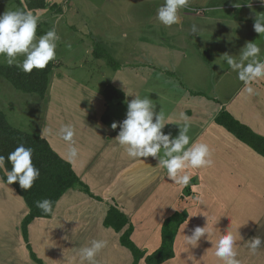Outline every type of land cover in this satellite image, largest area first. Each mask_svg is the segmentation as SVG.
I'll return each instance as SVG.
<instances>
[{"label":"crops","instance_id":"0c3cea01","mask_svg":"<svg viewBox=\"0 0 264 264\" xmlns=\"http://www.w3.org/2000/svg\"><path fill=\"white\" fill-rule=\"evenodd\" d=\"M234 2L189 0L187 7L178 11L181 21L178 25L197 34V39L201 38L200 31L208 32L207 36L216 34V39L236 31L232 36L249 42L248 38L258 35L253 29V10L260 12L264 8L259 0L239 2L242 4L239 9L233 6ZM193 25L197 28L195 33ZM242 26L246 28L244 32L239 30ZM230 50L224 53L238 58L240 49ZM199 52L213 65L216 57L212 45L204 42ZM107 55L110 56L108 52ZM227 71H232L230 66ZM91 74L85 73L88 76L85 81L59 68L49 75L45 96L37 98L45 107L34 134L45 139L70 164L87 191L78 185L68 188L55 203V215L33 218L24 233L21 226L29 207L10 185L0 181V207L9 210L12 206L15 210L11 211H16L14 223L0 220V248L4 250L0 264H81L78 249L92 239L106 241L95 258L97 264H133L135 257L120 238L129 228L131 242L144 253L136 264H148L146 256L162 244L164 221L176 212H186L187 217L177 229L173 257L160 264H223L214 255V244L226 230L236 238L235 250L241 264H264V246L252 253L245 243L258 235L264 239V156L216 120L220 113L227 112L264 138V77L251 82L253 94L244 90L243 82L235 90L229 89L223 100L202 95L205 92L193 94L194 98L205 100L206 117L200 120L193 110L184 111L191 127L190 137L209 145L213 163L210 167L185 169L192 177L185 187L171 182L166 169L158 167L155 158H131L114 140L119 128L112 130L113 122L104 115L110 102L101 93L103 90L86 82L91 81ZM122 93L124 98L114 103L127 99ZM161 112L168 123L164 132L169 131V122H176L177 129L183 127L184 120L175 121L169 110ZM65 124L74 128L73 144L78 150L74 159L68 156L70 145L58 135ZM111 207L125 217L126 223L119 231L105 224ZM0 214V218L12 216L1 208ZM196 226H206L210 241L202 237L197 244L187 242Z\"/></svg>","mask_w":264,"mask_h":264},{"label":"rangeland","instance_id":"374dc122","mask_svg":"<svg viewBox=\"0 0 264 264\" xmlns=\"http://www.w3.org/2000/svg\"><path fill=\"white\" fill-rule=\"evenodd\" d=\"M34 2L0 0V14L6 10L26 8L41 17L36 33L38 37L55 29L59 39L56 42V57L51 62L62 65L59 69L70 71L84 81V78L88 77L85 73L92 72L91 81L86 82L103 90L101 93L110 102L104 115L112 122L125 118L127 101L133 98L129 95L150 97L157 112L169 110L175 121L181 119L180 114H184L186 110H193L195 116L202 120L206 117L203 108L206 102L198 96L194 98L195 92L197 95L205 92L202 95L223 100L227 98L229 89L235 90L241 83L234 71L225 72L229 65L222 56L226 49L239 50L245 45L246 42L232 36L236 31H232V35H220L217 39L216 34L207 36L208 32L200 31L201 38L197 39V34L184 31V26H164L156 17L157 9L163 0L35 2L42 3L40 7ZM239 2L247 3V0ZM28 3L34 5L29 6ZM245 29L243 26L239 28L242 32ZM122 32H125V36H122ZM247 40L255 41L261 48V56L264 55V34H256ZM204 42L213 47L216 57L213 65L208 64L199 52V47ZM200 51L204 52L202 49ZM17 59L22 61L23 57ZM0 64L8 65L3 56H0ZM129 64L133 65L132 68ZM57 68L53 67L50 74ZM109 85L121 89L127 99L122 103H114L120 101L118 99H107ZM44 96L45 94L40 96L37 92H22L0 76V113L13 128L37 134V126L40 125V116L45 107L37 98ZM169 124L170 129L165 133L178 135L180 129L176 128V122ZM188 135H191L190 125ZM0 169L7 175L9 170L6 161ZM0 181H4L1 175ZM10 186L17 192L12 184ZM2 195L5 196V193L2 192ZM0 208L6 214L10 211L9 215H12L1 217L0 220L14 223L16 211L11 210L15 209L12 206L9 210ZM21 229L22 232L25 230L22 226ZM3 254L4 250L0 248V256Z\"/></svg>","mask_w":264,"mask_h":264},{"label":"clouds","instance_id":"9594fccd","mask_svg":"<svg viewBox=\"0 0 264 264\" xmlns=\"http://www.w3.org/2000/svg\"><path fill=\"white\" fill-rule=\"evenodd\" d=\"M264 8V0H259ZM189 0H163L158 7L156 17L164 26H172L180 23L178 11L187 7ZM239 9L242 4L239 0L233 3ZM251 8V4H248ZM254 21L253 29L256 33L264 34V11L253 10L251 17ZM40 15L31 10L16 9L6 10L0 14V56H3L9 66L16 65L25 73L35 69L45 68L50 61L56 57V47L59 37L55 29L49 30L43 35L37 36V27L40 22ZM192 31L197 32L195 25ZM22 56L23 60L17 58ZM224 61L237 74V78L243 82L244 90L253 94L254 89L251 82L264 77V58L261 57V48L254 41L246 42L240 49L238 58L225 52ZM133 98L127 101L125 118L120 122H113L111 129L119 128L115 141L126 149L127 155L131 158L153 157L158 161V167L166 169L167 178L181 186H188L192 177L187 168L200 169L210 167L213 163L211 150L208 144L193 141L188 135L189 124L187 117L181 113V119L185 121L183 127H179V133L173 136L171 132L165 133L164 114L156 111V105L148 96L129 95ZM58 135L67 142L70 147L68 156L74 159L78 150L73 144L75 135L71 124L62 125ZM161 150H163L161 154ZM33 149L18 145L12 152L5 156L0 155V167L4 166L5 159L12 165L7 172L6 183L11 185L15 182L23 190L32 187L33 182L39 177V169L32 162ZM36 207L45 214L55 215L51 200L44 199L36 202ZM207 234V235H206ZM207 240L209 232L206 226H196L190 236H187L189 244H197L201 238ZM241 238V237H240ZM210 241V240H209ZM248 249L255 253L264 246V239L261 236H254L245 242ZM106 246L103 239H92L86 246L78 249L81 264H97V254ZM214 255L223 264H241L237 259L236 238L231 231L226 230L219 234L215 240Z\"/></svg>","mask_w":264,"mask_h":264},{"label":"trees","instance_id":"16d2710c","mask_svg":"<svg viewBox=\"0 0 264 264\" xmlns=\"http://www.w3.org/2000/svg\"><path fill=\"white\" fill-rule=\"evenodd\" d=\"M40 2L41 0H28L31 2ZM35 5H42V3H35ZM33 6L34 4H29ZM61 67L60 64L55 65L51 61L43 69H33L30 73H25L16 65H1L0 76L9 81L16 89L26 93H39L43 96L47 91L49 74L53 67ZM107 89V99L122 100L124 94L121 90L113 88ZM217 122L225 126L237 138L251 146L255 151L264 156V138L254 134L249 128L240 124L227 112L220 113ZM24 144L25 147L33 149L32 162L36 168L39 169L40 175L33 182V185L28 190L20 188L19 183L15 182L12 185L16 188L17 193L21 195L29 207V213L23 221V227L26 229L28 223L37 216L48 217L50 214H45L41 209L36 207L37 201L44 199L51 200L53 208L56 201L65 190L71 187L80 186L87 191V187L79 180L76 174L71 169L68 162L61 159L49 146L48 142L40 136L20 131L11 127L0 113V153L7 158L8 154L12 152L18 145ZM7 162V168L10 171L12 165ZM0 175L4 182L6 175L0 169ZM38 194V196H36ZM187 213H174L168 217L162 226L161 246L153 253L146 256L145 260L148 264H160L173 257V241L179 225L186 219ZM126 223L125 217L116 208L111 207L105 224L113 226L116 231H119ZM25 231V230H24ZM131 228L121 235V243L131 250L137 261L144 255L130 240Z\"/></svg>","mask_w":264,"mask_h":264}]
</instances>
